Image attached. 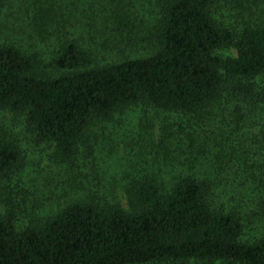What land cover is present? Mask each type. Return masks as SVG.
I'll return each instance as SVG.
<instances>
[{
    "label": "trees",
    "instance_id": "obj_1",
    "mask_svg": "<svg viewBox=\"0 0 264 264\" xmlns=\"http://www.w3.org/2000/svg\"><path fill=\"white\" fill-rule=\"evenodd\" d=\"M12 1L0 0V15ZM101 2L112 8L107 15L102 9L101 28L89 26L100 48L95 54L71 38L43 64L0 32V112L23 119L26 134L51 146L54 163L74 165L93 129L138 106L196 120L218 107L220 123L234 128L233 136L252 125L257 113L262 124L264 24L252 10L263 1L154 0L158 13L151 22H145L142 0ZM224 5L238 21L218 20ZM32 13L44 40L58 13L53 6ZM146 30L150 54L133 49ZM123 47L133 56L126 52L114 61L112 54ZM223 50L235 56L223 57ZM99 57L106 62H96ZM249 142L262 144L257 133ZM23 166L18 140L0 122V191ZM248 180L259 191L257 210L264 219V173L257 182ZM213 194L208 182L191 175L168 187L154 177L135 179L126 190L127 208L95 200L73 203L24 229L10 204L0 214V264H264V230L245 240L242 218L215 209Z\"/></svg>",
    "mask_w": 264,
    "mask_h": 264
},
{
    "label": "rangeland",
    "instance_id": "obj_2",
    "mask_svg": "<svg viewBox=\"0 0 264 264\" xmlns=\"http://www.w3.org/2000/svg\"><path fill=\"white\" fill-rule=\"evenodd\" d=\"M101 1L48 0L31 6L29 0H13L0 15L1 37L37 55L43 64L49 63L58 46L71 38L79 40L93 54L98 53L100 48L93 43L92 38L96 37L89 26L101 28L102 9L107 15L112 8L110 2L104 7ZM261 1L262 7L252 11L256 21L264 24V0ZM142 2L145 22H151L158 13L154 0ZM49 6L57 11L58 19L49 24L48 36L42 40L31 20L32 11ZM224 6L219 8L218 20L225 24L238 21L237 13ZM148 40L147 33L138 36L133 49L150 54L154 49ZM126 52L133 56L131 50L123 47L112 54L114 61L127 57ZM219 54L235 56L233 50ZM95 61L106 62L100 57ZM261 114L257 113L252 125L233 136L234 128L220 123L218 107L210 117L196 120L138 106L116 115L104 127L93 129L89 144L81 149L74 165L68 166L54 163L51 146L39 144L25 133L23 119L0 112V122L16 137L24 152L22 170L0 191V214L11 204L18 213V228L24 229L43 223L73 203L95 200L127 208L126 190L131 181L154 177L168 187L177 178L191 175L211 185L215 209L225 208L239 215L245 225V240H253L264 230V219L257 210L259 191L256 184L247 183L249 177L257 182L264 173ZM256 133L262 144L252 145L249 141ZM237 159L243 163L240 165ZM229 168L240 172H231Z\"/></svg>",
    "mask_w": 264,
    "mask_h": 264
}]
</instances>
